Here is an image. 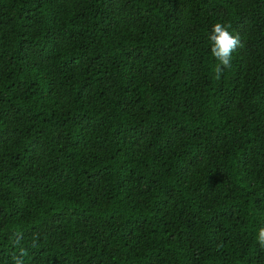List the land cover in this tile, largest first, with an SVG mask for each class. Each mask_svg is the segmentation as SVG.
<instances>
[{"label": "trees", "instance_id": "1", "mask_svg": "<svg viewBox=\"0 0 264 264\" xmlns=\"http://www.w3.org/2000/svg\"><path fill=\"white\" fill-rule=\"evenodd\" d=\"M261 227L264 0H0V264H264Z\"/></svg>", "mask_w": 264, "mask_h": 264}, {"label": "clouds", "instance_id": "2", "mask_svg": "<svg viewBox=\"0 0 264 264\" xmlns=\"http://www.w3.org/2000/svg\"><path fill=\"white\" fill-rule=\"evenodd\" d=\"M231 25L222 22H217L213 25L209 40L211 43V54L216 59L215 66L216 79H220L225 69L231 67L232 55L241 45V38L239 34L233 35L229 31ZM38 237H34L31 246L38 247L36 243ZM256 240L261 248H264V227L258 230ZM23 237L19 233H13L11 237V245L13 248H18L19 251L14 253L11 261L12 264H25Z\"/></svg>", "mask_w": 264, "mask_h": 264}]
</instances>
